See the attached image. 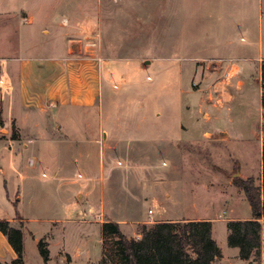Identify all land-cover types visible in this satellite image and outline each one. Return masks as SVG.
Listing matches in <instances>:
<instances>
[{
	"label": "rangeland",
	"instance_id": "rangeland-1",
	"mask_svg": "<svg viewBox=\"0 0 264 264\" xmlns=\"http://www.w3.org/2000/svg\"><path fill=\"white\" fill-rule=\"evenodd\" d=\"M63 51L103 58L109 100L103 128L99 106H67L61 118L57 111L31 113L25 135L12 140L22 113L17 93L3 89L0 62V113L8 120L0 125V143L22 149L14 163L29 173V180L16 177L8 154L0 156L7 168L6 177L0 171V218L15 211L28 218L33 234L26 230L25 264H46L40 240L50 243L47 264H102L104 243L114 240L103 241L98 221H117L129 237H140L143 224L247 215L235 177L252 174L262 185L256 58L264 56V0H0V56L44 58ZM149 56L154 60L145 68ZM194 56H231L251 69L241 74L250 81L242 105L215 123L202 119L210 109L195 91L201 79ZM184 105L193 109L195 126L181 133ZM5 179L15 182L10 198ZM216 237L227 247L226 235Z\"/></svg>",
	"mask_w": 264,
	"mask_h": 264
},
{
	"label": "crops",
	"instance_id": "crops-1",
	"mask_svg": "<svg viewBox=\"0 0 264 264\" xmlns=\"http://www.w3.org/2000/svg\"><path fill=\"white\" fill-rule=\"evenodd\" d=\"M23 23L21 20L19 26ZM20 30V29H19ZM251 57L246 56L244 59H250ZM195 63V73L199 72L200 75V86L196 88V92L201 93L200 99L206 104L208 103V108L210 109L204 112L202 119L206 122H217L227 115V113L232 112V108L235 104H241V96L245 93L247 86L250 81L245 76L241 74L249 73L246 72V68L238 60H234L233 57H221V56H194L192 57ZM207 59H220L223 63H207ZM154 57L144 58V62L147 63V68ZM256 60L260 63L259 72V85H260V95L262 99V86H261V64L264 60V56L260 55ZM103 58L94 53L88 58H79L68 52H62L60 54L46 56L44 58H38L33 56H26L20 53L14 52L9 56H0L1 70H2V80L4 87L3 89L8 90L7 92L17 93V107L22 113L19 129L17 132L19 137L25 135V123L29 120L31 113L39 114H51L57 111L58 117L61 118L60 112L64 111L67 106L84 107V106H99L102 111L101 116V127H104V122L107 120V110L106 107L109 103L108 98H104V76H103V66L101 63ZM235 67H239L240 70L236 74H232ZM209 74L215 75L208 77ZM13 79H16V84H13ZM210 80V81H209ZM6 82V83H5ZM195 84V83H194ZM8 104V103H7ZM201 109V108H200ZM183 117H182V127L180 132L188 131L189 128L194 130L195 123L194 117H192V111L190 105L183 106ZM260 112L262 114V104ZM63 113V112H62ZM157 114V113H156ZM64 115V114H63ZM262 116V115H261ZM63 118V117H62ZM201 117H198L195 122H199ZM6 124L8 120L4 117ZM3 120V122H4ZM47 122V119L45 118ZM230 123L233 122L231 114H229ZM35 126L37 122H33ZM209 125V124H208ZM231 125V124H230ZM38 127V126H37ZM59 127V125H57ZM209 127V126H207ZM221 134L227 136V138H232L235 136L233 131L228 128H220L218 130ZM232 131V132H231ZM106 132V130H104ZM210 130L205 128L203 130V136H209ZM104 137L107 135L104 134ZM236 139V136L233 137ZM15 140V139H12ZM28 148V144L23 145ZM3 152L8 154L9 165L11 169L15 172L16 177H19L23 181L29 180V173L24 172L20 167L15 165V157L22 152V149L2 146L0 143V156H3ZM29 163V162H28ZM243 169V168H242ZM1 174L6 177L7 168L0 164ZM253 176L252 174H247L241 177L247 178ZM6 191L10 198L9 187L13 191L15 182H9L6 180ZM262 182V176H261ZM258 185V184H257ZM16 189V188H15ZM20 185L17 186V192L15 193L14 204L17 206L20 197ZM245 205L248 208L247 215H240L235 213L233 216L224 219H218L214 217L202 218L201 220H211L213 222V237L217 240V235L221 234L224 239L226 235V240L228 237L227 222L229 220L238 219H254L251 206L247 201L245 196ZM18 211L14 214L1 217L0 219L9 220L16 227H21L24 233L28 230L30 234H33L28 226V218L23 214L19 213L20 218H17ZM263 221V218L260 219ZM20 221L24 224L17 225L16 222ZM165 221V220H164ZM59 221H54L51 230L53 231ZM103 221H98L100 227H102ZM49 255L51 250L49 248L50 243L47 242ZM219 244V242H218ZM228 244V243H227ZM222 249V256L214 261V264H248V261L242 260L239 257V248L237 247H227L223 244H219ZM2 247L5 248V253L7 256H3ZM25 249V247H24ZM232 255V259L228 256ZM9 257V259H7ZM16 258V253L10 243L8 242L6 236L0 231V260L4 262H11ZM51 257L49 258V260ZM74 259V258H73ZM62 260H64L62 258ZM49 262V261H48ZM72 263V262H71ZM253 263L264 264V246L261 249V260Z\"/></svg>",
	"mask_w": 264,
	"mask_h": 264
},
{
	"label": "trees",
	"instance_id": "trees-1",
	"mask_svg": "<svg viewBox=\"0 0 264 264\" xmlns=\"http://www.w3.org/2000/svg\"><path fill=\"white\" fill-rule=\"evenodd\" d=\"M262 109L264 114V60L261 64ZM4 122L0 113V125ZM19 134L13 131L12 139ZM235 182L242 188L251 206L254 219L229 220L227 242L239 248V257L248 264L261 260L264 246V141L262 145V185L255 179L237 176ZM16 206V205H15ZM263 218V221L260 219ZM102 238H113V243H104L102 264H214L222 256V249L213 237L211 220H169L143 224L140 237H129L117 221L102 223ZM0 231L16 253L11 262L0 264H25L24 233L9 220L0 219ZM39 252L47 264L50 258L48 244L38 242Z\"/></svg>",
	"mask_w": 264,
	"mask_h": 264
},
{
	"label": "built area",
	"instance_id": "built-area-1",
	"mask_svg": "<svg viewBox=\"0 0 264 264\" xmlns=\"http://www.w3.org/2000/svg\"><path fill=\"white\" fill-rule=\"evenodd\" d=\"M34 163H35V162H34L33 159H31V160L29 161V164H30V165H34ZM43 176H44V177H48V176H49L48 172H44V173H43ZM150 212L152 213L151 210H150Z\"/></svg>",
	"mask_w": 264,
	"mask_h": 264
}]
</instances>
